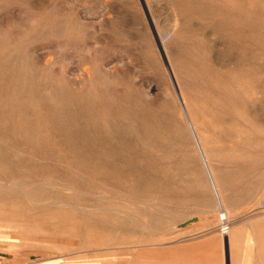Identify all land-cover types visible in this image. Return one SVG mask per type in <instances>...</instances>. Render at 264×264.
<instances>
[{
    "label": "rangeland",
    "instance_id": "obj_1",
    "mask_svg": "<svg viewBox=\"0 0 264 264\" xmlns=\"http://www.w3.org/2000/svg\"><path fill=\"white\" fill-rule=\"evenodd\" d=\"M147 2L165 52L145 0H0L1 258L232 264L264 219V0Z\"/></svg>",
    "mask_w": 264,
    "mask_h": 264
},
{
    "label": "crops",
    "instance_id": "obj_2",
    "mask_svg": "<svg viewBox=\"0 0 264 264\" xmlns=\"http://www.w3.org/2000/svg\"><path fill=\"white\" fill-rule=\"evenodd\" d=\"M199 142H200V140H199ZM196 143H197L198 148L200 150V154H202L201 156H202L203 162L206 161L204 163V165L207 164V165H205V168H206V171H207L208 175H210L209 178H210V181H211V185L213 186V190H215L214 192L217 195L216 198H217L218 204H219L221 210L224 212V210L225 211L227 210V207L225 206L223 196L220 195L221 193H219V187L217 185L215 176L212 173V170H211L209 162H207L208 160H207V157H206L204 151L202 150V146H200L201 142L198 143L196 141ZM202 151H203L204 154L202 153ZM204 159H206V160L204 161ZM211 175H213V176H211ZM209 220H213V219L210 217L208 219V221ZM217 220H218L217 224H220L221 223V222H219L220 221V217ZM211 224H213V223H211ZM237 224H238V218H236L234 224L232 225V227H231V229L229 231L230 232V239H229L230 241L228 240V242H227L226 239H224V241H225L224 244H225V246L227 248V251H228V254H229V257H230L229 261L232 264H264V219L263 220L259 219L256 222L255 221L254 222H250V223L248 222V223H246L244 225H240V226H237ZM247 230L255 231V233L258 236V240L260 241L258 254H257L256 257H254L253 253L250 254L249 250H247V251L245 250L243 252V255L241 254L242 255V259L237 260L239 258V256L237 254H235V256H234L233 249H234L236 243L239 241L240 236L243 233H245V231H247ZM252 258L256 259L255 263H254V261L252 262ZM234 259H235V261H234ZM0 264H17V263H11L10 261L0 257Z\"/></svg>",
    "mask_w": 264,
    "mask_h": 264
},
{
    "label": "bare ground",
    "instance_id": "obj_3",
    "mask_svg": "<svg viewBox=\"0 0 264 264\" xmlns=\"http://www.w3.org/2000/svg\"><path fill=\"white\" fill-rule=\"evenodd\" d=\"M170 2V1H169ZM166 3V2H165ZM168 4H171V3H168ZM139 5H141V4H139ZM172 5V4H171ZM145 6H146V10L148 11V13H149V15H150V18H151V22H152V25H153V29L155 30V32H156V35L159 37V42H160V44H161V47L163 48V51L165 52L166 50H164V41L165 42H167L166 40L167 39H169L170 37H171V32H172V29L174 28V23L172 24V26H171V32L169 31V29H168V32H166V31H159L158 29H157V24H156V21H155V19L153 18L154 16H152V12H151V8H150V5H148V2H147V0H145ZM165 6V5H164ZM142 7V6H141ZM171 7V6H170ZM111 9V8H110ZM155 13V12H154ZM170 13V12H169ZM144 14V13H143ZM148 15V14H147ZM148 15V16H149ZM160 15V14H159ZM159 17V16H158ZM172 18V17H171ZM169 19V18H168ZM169 20H172V21H175V20H173V19H169ZM148 21V20H147ZM149 22V21H148ZM147 23V22H146ZM168 23V22H167ZM164 24V26H165V23H163ZM170 25V24H169ZM148 26H150V25H148ZM163 26V25H162ZM151 27V26H150ZM165 27H163V29H164ZM168 28H169V26H168ZM162 29V28H161ZM166 30H167V28H166ZM153 32V31H152ZM164 32V33H163ZM173 35V34H172ZM153 37V36H152ZM158 39V38H157ZM167 54V53H166ZM165 54V55H166ZM170 58L168 57V60H169ZM167 60V61H168ZM164 61V60H163ZM162 61V62H163ZM167 61H165V62H167ZM167 65H168V67H169V70H170V72H171V75H172V79H174V81H175V77L176 76H174L175 75V73L173 72V69H172V67H171V63H169V61H168V63H166ZM167 69V68H166ZM171 78V77H170ZM178 82V81H177ZM173 83V82H172ZM175 84H176V87H177V93H178V96H179V99H180V103H181V107L183 108V111H184V113H185V115H186V118H187V120H188V122H189V124H190V126H191V128H192V131H193V133H194V138L196 139V141L198 142V143H200L199 142V137H198V135H197V132H196V130H195V127H194V125H193V123H192V120H191V118H190V116L188 115V109H187V105H186V102L184 101V98H183V94L181 93V90L179 89V87H178V85H177V83H176V81H175ZM175 89V88H174ZM177 95V94H176ZM178 98V97H177ZM198 146V145H197ZM201 146V145H200ZM203 150V149H202ZM200 151V150H199ZM202 153H203V151H202ZM204 154V153H203ZM202 155V154H201ZM206 159H204V161H205ZM206 162V161H205ZM205 162H203V163H205ZM208 162V161H207ZM205 165H207V164H205ZM210 171V170H209ZM211 172V171H210ZM210 176V175H209ZM211 176H213V175H211ZM212 179V178H211ZM3 186V185H2ZM5 186V185H4ZM213 187V186H212ZM4 188V187H3ZM215 191V190H214ZM217 191V190H216ZM219 193H221L220 191H219ZM263 193V192H262ZM216 195V194H215ZM220 195H222V194H220ZM217 196V195H216ZM222 199V198H221ZM220 200V199H219ZM223 207V206H222ZM225 211V210H224ZM230 212V211H229ZM226 213V212H225ZM225 213H223L221 216H223L226 220H225V222L223 223V224H225V223H229V222H227V217L228 216H226V215H224ZM233 214V213H232ZM234 216V215H233ZM222 217L220 218V221L219 222H221L222 220ZM223 222V221H222ZM221 225H223L222 223H220ZM219 224V225H220ZM218 232V231H217ZM227 237H229V236H227ZM230 238V237H229ZM228 239V238H227ZM229 240V239H228ZM227 240V241H228ZM230 241V240H229ZM227 243V242H226ZM229 247V246H228ZM230 248V247H229ZM230 258V257H229Z\"/></svg>",
    "mask_w": 264,
    "mask_h": 264
},
{
    "label": "built area",
    "instance_id": "obj_4",
    "mask_svg": "<svg viewBox=\"0 0 264 264\" xmlns=\"http://www.w3.org/2000/svg\"><path fill=\"white\" fill-rule=\"evenodd\" d=\"M222 221H225V218L222 216V219H221ZM228 227H229V225H225V224H223L222 225V232L223 233H228Z\"/></svg>",
    "mask_w": 264,
    "mask_h": 264
}]
</instances>
